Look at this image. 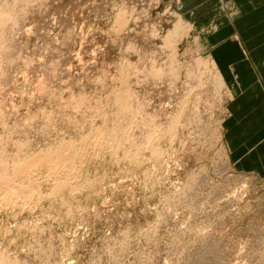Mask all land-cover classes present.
<instances>
[{"label": "rangeland", "instance_id": "rangeland-1", "mask_svg": "<svg viewBox=\"0 0 264 264\" xmlns=\"http://www.w3.org/2000/svg\"><path fill=\"white\" fill-rule=\"evenodd\" d=\"M19 1L0 0V264H204L208 239L218 264H264V179L231 164V92L174 3L136 0L121 31L123 0ZM57 150L81 162L11 175Z\"/></svg>", "mask_w": 264, "mask_h": 264}, {"label": "crops", "instance_id": "crops-1", "mask_svg": "<svg viewBox=\"0 0 264 264\" xmlns=\"http://www.w3.org/2000/svg\"><path fill=\"white\" fill-rule=\"evenodd\" d=\"M231 92L224 139L233 167L264 179V0H171Z\"/></svg>", "mask_w": 264, "mask_h": 264}, {"label": "bare ground", "instance_id": "bare-ground-1", "mask_svg": "<svg viewBox=\"0 0 264 264\" xmlns=\"http://www.w3.org/2000/svg\"><path fill=\"white\" fill-rule=\"evenodd\" d=\"M4 1V0H3ZM14 1V0H13ZM23 2H21V1H19L20 3L19 4H24L23 6H25V4H26V2H28V0H22ZM40 1V0H39ZM72 1H74V0H72ZM79 1V0H78ZM106 1V0H105ZM136 0H123V5H122V8L120 7V10L119 11H117V13H115V22H114V24H115V29L114 30H116V29H123L126 25H127V23H128V15L131 17H135V12L133 11L132 12V10L134 9L133 7L131 8V6H132V4L135 2ZM155 2H156V0H147L146 1V5H147V7L148 8H151L152 7V5H155ZM9 3V2H8ZM108 3H110V2H108ZM3 4V3H2ZM7 4V3H6ZM75 4H77V3H75ZM73 2H72V5L70 6V7H72V6H74L75 5ZM135 4V3H134ZM137 4V3H136ZM140 5V4H139ZM59 6V5H58ZM106 6V5H105ZM135 6V5H134ZM2 7H4V8H6L7 6L5 5V3L2 5ZM62 7V6H61ZM60 7V8H61ZM66 7H67V5H66ZM69 7V8H70ZM75 7H77V5L75 6ZM74 7V8H75ZM3 8V11L2 12H4V13H6L5 15H3L4 16V19H2V16L0 17V19H2L0 22H1V27L3 26V25H5V23H6V21L7 22H10V24L14 27L15 25H16V22L15 21H13V20H11V14H8V16H11L10 18L7 16V13H9V11L8 12H5L4 9ZM27 8V7H26ZM34 8V7H33ZM102 8H103V6H102ZM1 9V8H0ZM68 9V8H67ZM2 10V9H1ZM112 10V9H111ZM7 11V10H6ZM142 11H144V10H142ZM39 12V11H38ZM69 12V11H68ZM1 13V12H0ZM61 13V12H60ZM65 13V12H64ZM74 13V12H73ZM73 13H72V16H73ZM146 13H147V10H146ZM3 14V13H2ZM1 14V15H2ZM57 14H59V13H57ZM108 14V13H107ZM62 15H63V12H62ZM139 14H137L136 16H138ZM141 15V14H140ZM144 15V14H143ZM5 16H7V18H5ZM67 16V15H66ZM68 16H70V14L68 15ZM71 16V17H72ZM71 17H65L66 18V20L65 19H62V21H63V25H65L66 27V29H65V31H66V34H67V32L69 31V29L71 28L70 26H69V20H68V18H71ZM113 17V16H112ZM136 18V17H135ZM14 19V18H13ZM182 20H180L179 22H177L176 24H174L173 25V27H172V30L171 31H169L168 32V34H167V36H165V44L164 45H166V46H168L169 48H170V44H171V41H172V39H174L177 35H179V34H182V35H185L186 33H187V29L189 28V26L186 24V21H182ZM8 24V23H7ZM187 26H186V25ZM71 25V24H70ZM72 26V25H71ZM188 27V28H187ZM15 28H17L16 26H15ZM15 28H13V29H15ZM19 28V27H18ZM73 28V27H72ZM13 29H11V30H13ZM20 29V28H19ZM153 29V28H152ZM151 29V30H152ZM2 30V29H1ZM10 30V29H9ZM72 30V29H71ZM71 30H70V32H71ZM155 29H153V31H154ZM122 31V30H121ZM152 31V32H153ZM11 32V31H10ZM69 32V33H70ZM154 32H156V31H154ZM15 33V32H14ZM150 33H151V31H150ZM2 34V33H1ZM11 35V34H10ZM152 35V34H151ZM69 36V35H68ZM68 38V37H67ZM1 41V40H0ZM128 41V40H127ZM164 41V40H163ZM5 42V41H4ZM173 42V41H172ZM6 43H7V41H6ZM128 43V42H127ZM1 44V43H0ZM2 45V44H1ZM4 45V44H3ZM1 47V46H0ZM2 48V47H1ZM7 48H9L8 46H7ZM6 48V49H7ZM132 48V47H131ZM130 47H129V49H131ZM169 48H167V49H169ZM4 49V48H3ZM128 49V45H127V49L126 50H129ZM134 49V48H133ZM132 49V50H133ZM123 50V49H122ZM3 51V50H2ZM129 52V51H128ZM132 52V51H131ZM125 53V52H124ZM127 53V52H126ZM125 53V54H126ZM154 53V52H153ZM52 54V53H51ZM152 54V53H151ZM3 55V54H2ZM27 55V54H26ZM125 56V55H124ZM3 57V56H2ZM1 57V58H2ZM11 57V56H10ZM12 58V57H11ZM174 58V57H173ZM11 60H13V59H11ZM211 60V62L213 63V60H212V58L210 59ZM209 60V61H210ZM9 61V60H8ZM1 62V61H0ZM10 62V61H9ZM214 64V63H213ZM1 66V65H0ZM2 67H3V65H2ZM162 67V66H161ZM160 67V68H161ZM212 67H213V65H212ZM214 67H215V65H214ZM90 70V69H89ZM158 70V69H157ZM174 70V69H173ZM216 71V77H217V79H216V83H217V85H219V84H221V85H226V83H225V81H224V79L222 78V76L220 75V74H218V71L217 70H215ZM1 72V71H0ZM151 72H152V70H151ZM153 72L155 73V75H157V73H159L158 71H156V70H153ZM34 73V72H33ZM153 73V74H154ZM65 74V73H64ZM152 74V75H153ZM63 75V74H62ZM154 75V76H155ZM125 76V75H124ZM176 80V79H175ZM113 84V83H112ZM225 87V86H224ZM132 91V90H131ZM188 91H189V89H188ZM134 92V91H133ZM62 95V94H61ZM30 97H32V96H30ZM123 97H125V95H123ZM98 98V97H97ZM111 98V97H110ZM112 99V98H111ZM125 100L127 99V97H125L124 98ZM65 100V99H64ZM124 100V101H125ZM121 103L122 104H125L124 103V101L121 99ZM2 102V101H1ZM126 102V101H125ZM46 103V102H45ZM140 104V103H139ZM183 105V104H182ZM96 107V106H95ZM120 107H121V105H120ZM128 109V108H127ZM141 109V108H140ZM132 111V110H131ZM58 112V111H57ZM179 112V111H178ZM83 113V112H82ZM52 114V113H51ZM93 114V113H92ZM133 115V114H132ZM3 116V115H2ZM105 118V117H104ZM119 118V117H118ZM131 118V117H130ZM49 119V118H48ZM47 119V120H48ZM106 119V118H105ZM134 119V118H133ZM160 119V118H159ZM43 120V119H42ZM55 120V119H54ZM87 120V119H86ZM41 122V121H40ZM47 122H49V121H47ZM50 123H51V120H50ZM172 123V122H171ZM19 124V123H18ZM48 124V123H47ZM67 125V124H66ZM102 125V124H101ZM172 125V124H171ZM65 130V129H64ZM95 130V129H94ZM114 132V131H113ZM80 133V132H79ZM97 133V132H96ZM101 133H103V132H101ZM111 133V132H110ZM116 134V133H115ZM110 135H113V134H110ZM169 135V134H168ZM102 136H103V134H102ZM105 136H109V134H107V135H105ZM105 136H103V140L105 139L104 137ZM95 137V136H94ZM99 137V136H98ZM98 137L97 138H95L96 140H94V142H92L93 143V146L95 145V143L97 142V144L98 143H101V142H99V140L101 139L102 140V137H100V139H98ZM111 137V136H110ZM160 138V137H159ZM88 139V138H87ZM108 139H110V138H108ZM100 140V141H101ZM113 140V139H112ZM108 141V140H107ZM106 141V142H107ZM109 141H111V140H109ZM124 141V140H123ZM14 142V141H13ZM62 142V141H61ZM84 142V141H83ZM154 142V141H153ZM108 143V142H107ZM109 144V143H108ZM8 145V144H7ZM64 145V144H63ZM105 145V144H104ZM145 145V144H144ZM21 146V145H20ZM26 146V145H25ZM66 146V145H65ZM100 146H101V144H100ZM140 146V145H139ZM83 147V146H82ZM98 147V146H97ZM22 148V147H21ZM28 148V147H27ZM62 148V147H61ZM63 148H65V147H63ZM63 148H62V151H63ZM67 148V147H66ZM99 148V147H98ZM120 148V147H119ZM25 151V150H24ZM27 151V150H26ZM73 151V150H72ZM28 152V151H27ZM39 152H42V151H39ZM54 152V151H53ZM22 153V152H21ZM46 153V152H45ZM49 154H47L46 156H38L37 158H33V159H31V161H29L30 163H27V164H29V167L28 168H26V169H24V168H22V166H24V165H27V164H23L22 165V163H21V165L22 166H20L19 167V165H16L15 166V164L13 165L12 163H10V164H12V166H11V169H10V172H12L11 173V175H24V174H26L27 175V173H28V171H30L32 168H35V167H38V165L39 166H41V164L42 165H48L49 166V169H50V172H48V173H53V174H55V175H58V174H56V172H58L57 170H59L58 168L60 167V165H64V164H70V163H73L72 162V160H74L75 158L77 159L78 158V162H81V160L79 161V159L81 158V156H73V157H69V158H65V157H63L62 155L63 154H61V151H58L57 150V152L55 151L53 154H52V152L50 153V152H48ZM77 153V152H76ZM79 153V152H78ZM19 154V153H18ZM36 154V153H35ZM40 154V153H39ZM25 155V154H24ZM37 155H38V153H37ZM41 155V154H40ZM43 155V154H42ZM81 155H83V154H81ZM136 155V154H135ZM15 156H17V155H15ZM26 156V155H25ZM33 156V155H32ZM68 156V155H67ZM20 157H21V155H20ZM29 157V156H28ZM1 158V157H0ZM16 159H18V158H16ZM25 159V158H24ZM2 160V159H1ZM22 160V159H21ZM20 160V161H21ZM27 160V159H26ZM3 161V160H2ZM19 161V160H18ZM75 161H77V160H75ZM6 162H8V161H6ZM14 162H16V160L14 161ZM24 162V161H23ZM135 162V161H134ZM17 164H19V162L17 163ZM5 165V164H4ZM70 165H74V163L73 164H70ZM81 165V164H80ZM65 166H67V165H65ZM75 166H76V164H75ZM74 166V167H75ZM68 167V166H67ZM6 168H8V167H6ZM9 168H10V166H9ZM48 168V167H47ZM64 168V167H63ZM69 168H70V166H69ZM24 169V170H23ZM72 169V168H71ZM1 170V169H0ZM3 170V169H2ZM8 170V169H7ZM6 170V171H7ZM48 170V169H47ZM2 173H4L3 171H2ZM8 174V173H7ZM210 175V174H209ZM1 176V175H0ZM3 176V175H2ZM12 176V177H13ZM79 176V175H78ZM18 177V176H17ZM2 178V177H1ZM199 178V177H198ZM8 179V178H7ZM10 179V178H9ZM14 179V178H13ZM57 179V178H56ZM0 180H2V179H0ZM231 180V179H230ZM89 181V180H88ZM1 182V181H0ZM4 182V181H3ZM3 182H1V183H3ZM58 182V181H57ZM201 183V182H203V184L206 182V184H208L209 182H210V184H212L213 182H212V180L209 178V177H207V176H201L200 177V179H197V181H195L194 183H193V185H195V186H197L196 184L197 183ZM0 183V184H1ZM8 183V182H7ZM13 183V182H12ZM59 183V182H58ZM3 184H6V183H3ZM61 185H62V183H60ZM202 184V183H201ZM2 185V184H1ZM15 185V184H14ZM60 185V186H61ZM198 185H200V184H198ZM195 186H193V187H195ZM58 187V186H57ZM211 187V186H210ZM34 188V187H33ZM32 188V189H33ZM204 188V187H203ZM200 190V189H199ZM33 191V190H32ZM201 191H203V189H201ZM212 191V190H211ZM30 192H31V188H30V186L28 187V186H26V187H24V185L23 186H17L16 185V187H14L12 190L10 189V191H9V195L11 196V199L12 198H14V197H16L17 196V198H19L18 197V195H21L20 197L22 198H25L26 197V199H27V196L29 197L30 195H32L33 193H31L30 194ZM3 193V192H2ZM204 193H205V191H204ZM220 193V192H219ZM30 194V195H29ZM16 198V199H17ZM22 198V200L24 201V200H26V199H23ZM6 199V198H5ZM8 202V201H7ZM9 202H10V200H9ZM13 202V201H12ZM210 238H211V236H210ZM206 239H208V238H206ZM203 240V239H202ZM205 240V239H204ZM210 239H208V240H205V242L204 243H202V246L200 245V247H202V249L200 250V253H199V258L200 259H202V262L204 263V264H218V263H220V262H222V257L220 256V253H219V251L216 253L215 252V250H217V247L213 244V243H208L207 241H209ZM215 244H216V242H215ZM197 247H199V246H197ZM196 247V248H197ZM215 252V253H214ZM221 252V251H220ZM196 253H197V251H196ZM219 253V254H218ZM225 257V256H224ZM221 259V260H220ZM2 264V263H1Z\"/></svg>", "mask_w": 264, "mask_h": 264}]
</instances>
